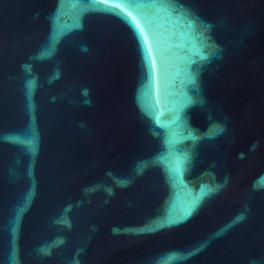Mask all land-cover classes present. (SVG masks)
<instances>
[{"label":"water","instance_id":"water-1","mask_svg":"<svg viewBox=\"0 0 264 264\" xmlns=\"http://www.w3.org/2000/svg\"><path fill=\"white\" fill-rule=\"evenodd\" d=\"M0 264H264V0H0Z\"/></svg>","mask_w":264,"mask_h":264}]
</instances>
